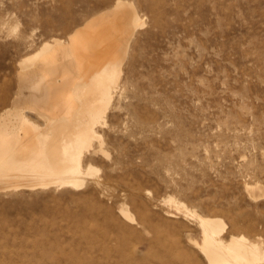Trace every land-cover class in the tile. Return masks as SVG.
Wrapping results in <instances>:
<instances>
[{
	"label": "rangeland",
	"instance_id": "obj_1",
	"mask_svg": "<svg viewBox=\"0 0 264 264\" xmlns=\"http://www.w3.org/2000/svg\"><path fill=\"white\" fill-rule=\"evenodd\" d=\"M114 1L0 0V115L20 60ZM128 1L144 21L82 182L0 191V264L57 243L105 264L104 242L124 251L107 264H205L192 211L257 242L264 264V0Z\"/></svg>",
	"mask_w": 264,
	"mask_h": 264
},
{
	"label": "bare ground",
	"instance_id": "obj_2",
	"mask_svg": "<svg viewBox=\"0 0 264 264\" xmlns=\"http://www.w3.org/2000/svg\"><path fill=\"white\" fill-rule=\"evenodd\" d=\"M133 3L115 0L65 39L53 37L20 60L17 96L0 115V191L81 184L83 149L100 137L98 126L106 122L135 29L144 21ZM192 212L202 227V242L195 243L205 264H255L261 258L257 242L243 234L225 241L220 218ZM52 248L32 264H72V248L58 243ZM102 251L105 264L124 252L107 242Z\"/></svg>",
	"mask_w": 264,
	"mask_h": 264
}]
</instances>
